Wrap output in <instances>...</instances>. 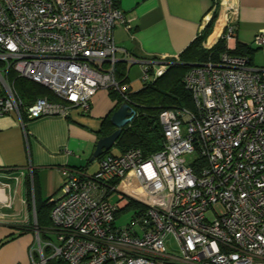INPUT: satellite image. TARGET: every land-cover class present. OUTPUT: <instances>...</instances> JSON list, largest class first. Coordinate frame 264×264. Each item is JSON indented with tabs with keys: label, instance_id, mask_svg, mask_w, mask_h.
Segmentation results:
<instances>
[{
	"label": "built area",
	"instance_id": "built-area-1",
	"mask_svg": "<svg viewBox=\"0 0 264 264\" xmlns=\"http://www.w3.org/2000/svg\"><path fill=\"white\" fill-rule=\"evenodd\" d=\"M236 11L231 5L206 48L224 38L233 50ZM124 22L113 0H0V117L66 116L74 107L89 113L99 89L130 104V85L117 76L115 28ZM254 42L264 48V30ZM130 61L143 63L145 81L170 65L164 57ZM18 77L58 100L39 96L26 104ZM184 82L193 108L161 111L160 150L105 153L92 173L62 169L60 194L49 200L53 230L46 240L37 232L30 264H264V67L226 51L194 65ZM131 203L135 214L119 223ZM33 213L36 219L35 203ZM170 237L178 254L168 251Z\"/></svg>",
	"mask_w": 264,
	"mask_h": 264
},
{
	"label": "crops",
	"instance_id": "crops-1",
	"mask_svg": "<svg viewBox=\"0 0 264 264\" xmlns=\"http://www.w3.org/2000/svg\"><path fill=\"white\" fill-rule=\"evenodd\" d=\"M118 1L126 23L115 28V42L120 48L117 76L130 85L131 91L138 90L133 87L141 78L143 63H133L130 57L141 61L176 59L218 13L216 30L206 40L215 39L212 37L217 35L218 24L223 20V28L231 5L237 9L236 40L230 43L231 48L248 47L253 51L252 63L264 67V48L254 42L258 32L264 30V0ZM135 65L139 73L133 80ZM111 92L99 89L92 96L89 113L74 107L66 116L22 121L13 111L0 117V177L10 184L0 185V264H30V250L35 243L30 225L33 203L36 198L46 201L60 194L63 168H84L89 172L91 168L92 172L98 169V163L90 162L96 143L103 136V121L117 103Z\"/></svg>",
	"mask_w": 264,
	"mask_h": 264
},
{
	"label": "trees",
	"instance_id": "trees-1",
	"mask_svg": "<svg viewBox=\"0 0 264 264\" xmlns=\"http://www.w3.org/2000/svg\"><path fill=\"white\" fill-rule=\"evenodd\" d=\"M113 3L115 7L120 8L118 0H113ZM217 18L218 13H215L203 33L190 43L175 63H170L162 76L145 83L138 90L130 91V104L135 108L136 115L118 138L115 144L118 151L115 154L124 153L131 148H140L144 155L149 156L163 147L165 136L159 115L163 109L168 107H193V97L185 86L184 78L194 65L208 60L216 61L226 51L238 55H247L252 59L253 51L251 49L238 45L231 50L224 38H220L211 49L205 47L204 42L211 33ZM220 27L218 25L217 33L220 32ZM16 86L26 104H31L39 96H48L52 101L58 100L49 88L32 80L18 77L16 78ZM111 94L117 99L115 111L124 103V99L116 91H112ZM111 115L103 121V127L100 130L103 136L115 130L110 120ZM28 201L32 206L31 198ZM35 202L41 238H46V228H50L53 224L51 219L52 203L49 200L38 201V198L35 199ZM131 205L134 204L131 203ZM45 253L49 255L50 249L47 248ZM47 264L68 263L61 259L51 258Z\"/></svg>",
	"mask_w": 264,
	"mask_h": 264
},
{
	"label": "rangeland",
	"instance_id": "rangeland-1",
	"mask_svg": "<svg viewBox=\"0 0 264 264\" xmlns=\"http://www.w3.org/2000/svg\"><path fill=\"white\" fill-rule=\"evenodd\" d=\"M226 13H227V12H226ZM216 22H217V20H216ZM216 22H215V24H216ZM222 24H223V20H222V22L219 23L218 25L221 26ZM220 28H221V27H220ZM221 29H222V28H221ZM215 30H216V25H214V27H213V29H212V31H211L210 34L214 33ZM210 34H209V35H210ZM215 34H217V32H216ZM215 34H213V35H215ZM212 38H215V36H213ZM218 40H219V39H218ZM178 58H179V57H178ZM178 58L170 60V63H175V61H177ZM138 71H139V68H138L137 65H135V66L133 67V71H132V73H131V75H132L131 77H132L133 80H135L137 73H139ZM150 81H151L150 79H149L148 81H145V80H143L142 78H139V81L136 82V84L134 85L133 88H134V89H139L142 85H144L145 83H148V82H150ZM192 108H193V107H192ZM117 151H118V150H117L116 146H114V147L111 149V151L108 152V153H112V154H114V153L117 152ZM97 163H98V159L94 160L93 162H90V164H92V165H95V164H97ZM92 170H94V169L91 168L90 172H92ZM113 197H114L113 200H116V199H117L116 195H114ZM135 209H136L135 206L130 205L129 207H126L125 209L120 210L119 218H118L119 223H122V224H126V223H128V222L131 220V218L133 217V215L135 214ZM4 210H6V211H4V212H7V211L13 212V211H14V210H8V209H4ZM4 212H3V213H4ZM208 217L213 218V214H212V212H208ZM35 223H36V224H35ZM30 225H32V229H33V232H34V234H35V240H36V238H38V237H37V232L40 233V237H41L42 235H41V232H40V230H39L38 220H37V218L35 219V217H34V213H33V212L31 213V224H30ZM52 226H53V225H51L50 228H46V232H45V233H47V232H49V231H52V230H53V229H52ZM48 237H50V239H52V240H54V241L57 242V236L55 235V233H49V234H48ZM42 238H44V237H42ZM44 240H46V238H44ZM31 248H32V247H31ZM167 248H168V251H169V252H171V253H175V254H178V252H177V242H176V240H175L174 238H172V237L169 238V242L167 243Z\"/></svg>",
	"mask_w": 264,
	"mask_h": 264
},
{
	"label": "water",
	"instance_id": "water-1",
	"mask_svg": "<svg viewBox=\"0 0 264 264\" xmlns=\"http://www.w3.org/2000/svg\"><path fill=\"white\" fill-rule=\"evenodd\" d=\"M135 115V108L127 102L122 103L121 106L112 113L110 120L115 130L98 139L96 148L91 157L92 161L111 151L122 134L123 129L133 121Z\"/></svg>",
	"mask_w": 264,
	"mask_h": 264
},
{
	"label": "bare ground",
	"instance_id": "bare-ground-1",
	"mask_svg": "<svg viewBox=\"0 0 264 264\" xmlns=\"http://www.w3.org/2000/svg\"><path fill=\"white\" fill-rule=\"evenodd\" d=\"M221 31V30H220ZM220 33V32H219ZM219 33H217V35L219 34ZM217 35H216V37H217ZM214 40V39H213Z\"/></svg>",
	"mask_w": 264,
	"mask_h": 264
}]
</instances>
